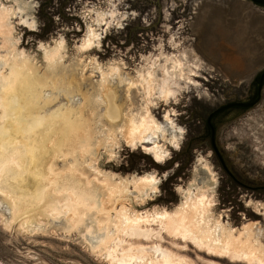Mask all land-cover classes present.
Instances as JSON below:
<instances>
[{"label":"rangeland","instance_id":"1","mask_svg":"<svg viewBox=\"0 0 264 264\" xmlns=\"http://www.w3.org/2000/svg\"><path fill=\"white\" fill-rule=\"evenodd\" d=\"M21 1L29 4L22 16L13 0H0L1 10L16 13L0 28L6 32L0 35V77L9 73L5 60L11 51L17 68L39 84L32 95L43 107L39 119L69 110L100 144L97 157H56L54 171L71 166L101 182L148 175L157 188L144 201L132 195L117 207L119 230L115 221L96 220L94 213L71 219L61 210L67 199L56 196L50 201L59 206L57 216L20 213L12 220V207L0 194V263L252 264L227 249L215 251L195 233L177 232L166 217L180 211L195 180L203 185L198 169L207 164L215 178L203 198L210 216L235 232L260 228L264 247V195L251 197L233 185L203 131L205 108L253 95L264 69V9L246 0ZM107 94L120 108L118 120L106 119ZM262 95L257 106L232 109L215 120L222 157L236 178L253 187L264 185V86ZM126 123L135 130L129 136ZM154 123L165 138L141 140ZM173 135L176 142L169 141ZM154 142L164 147L162 159L149 151ZM98 230L108 236L93 251L90 236Z\"/></svg>","mask_w":264,"mask_h":264},{"label":"bare ground","instance_id":"2","mask_svg":"<svg viewBox=\"0 0 264 264\" xmlns=\"http://www.w3.org/2000/svg\"><path fill=\"white\" fill-rule=\"evenodd\" d=\"M13 2L17 4V13L21 16L29 8V4H24L21 0H13ZM9 14L13 16L16 13L13 10L0 9V28L6 26ZM1 29L0 35L3 34V37L6 32H2ZM90 39L89 37L88 40ZM9 46H11L10 43ZM10 53V57L5 60L9 73L2 74L0 77V194L5 196L8 205L12 207L14 216L11 219L15 220L16 217H20V213L26 215L38 212L46 217L56 215L59 212L56 210L59 206L56 204L57 207H55L50 201L52 196H56L60 200L67 199V203H64L63 208L60 209H67L69 217L77 222L80 221L83 213H94L98 217H95L96 220L104 219L107 224L115 221L117 228L120 227L122 215L121 211L115 213L117 207L123 205V202L130 199L132 195L136 196L138 201H144L145 197L155 192L157 181H154V177L153 179L152 176L147 175L139 179L133 178L130 182L126 180L116 182L110 177H105L101 182L99 179L92 180L78 175L71 166L63 172L54 171L52 166L56 157H64L69 152H79L81 156L97 157L100 144H96V137L94 138L92 133L85 132L79 127L77 120L72 118L69 110L51 113L39 119V113L43 107L37 106L32 99L39 84L30 80L27 72L17 68V58L12 55L11 51ZM57 84L52 83V87L58 86ZM60 84L61 88L63 83L60 82ZM107 95L106 119L118 120L121 115L120 108L116 106L113 94ZM132 125L129 123L128 127L124 128L128 136L135 131ZM148 127L149 134L142 136L141 140H152L153 137L158 136L165 138V131L160 125L154 123ZM140 128H137L135 133L141 131ZM175 140L174 136L169 141ZM149 151L157 159H162L164 147L154 142ZM202 168L203 178H205L203 185L197 187V180H195L194 185L191 186L193 189L190 187L191 189L184 193L185 203L181 205L180 211L173 214L174 216L171 215L173 218L170 215L166 217V221L173 223L177 232L195 233L215 251L227 249L236 255L244 256V259H248L252 264L257 262L264 264V247L258 241L263 236L260 228L248 225L243 232H235L228 224L214 219V214L210 216V205L203 198L214 186L215 178L207 164ZM129 185L133 189V191L131 189L132 193H130ZM113 213H115V220ZM101 223L98 224L99 227L102 226ZM106 228L109 229V226ZM96 232L99 233L94 235L93 232L90 236L93 251L105 245L108 236L107 232L102 234L99 230Z\"/></svg>","mask_w":264,"mask_h":264},{"label":"water","instance_id":"3","mask_svg":"<svg viewBox=\"0 0 264 264\" xmlns=\"http://www.w3.org/2000/svg\"><path fill=\"white\" fill-rule=\"evenodd\" d=\"M249 1L253 4H255L256 6L263 8L264 9V0H246ZM254 85H255V94H254V98L251 101H242V102H230L228 104H225L223 106L217 107L215 109H213L208 117H206V124L212 129V134H211V141L213 146H215L214 143V134L215 131L213 130V128L211 127L210 124V120L211 117H213L216 114H220L222 112H225L227 110H230L232 108H236V109H250L252 107H255L259 104L260 101H262V92H263V86H264V69L262 71H260L258 73V75L255 78L254 81ZM147 154V153H146ZM149 156V155H148ZM198 172L203 175L204 174V170L203 169H198ZM2 264V263H0Z\"/></svg>","mask_w":264,"mask_h":264},{"label":"flooded vegetation","instance_id":"4","mask_svg":"<svg viewBox=\"0 0 264 264\" xmlns=\"http://www.w3.org/2000/svg\"><path fill=\"white\" fill-rule=\"evenodd\" d=\"M136 8L140 9L141 7L138 6ZM253 98H254V94L246 101H251V100H253ZM236 110H244V109H236ZM214 117H215V115L213 117H211L210 124H211V127L213 128V130L215 131V134H216V123H215L216 118H214ZM206 126H208V125L206 124ZM208 128H209V131H210L209 141H210V144H211L212 149L214 151L213 153L215 154L216 158L218 159V161H219L220 165L222 166V168H223L224 172L226 173V175L232 181L233 185L234 186H239L241 191L245 192V194L250 193L251 197L254 196V195H255L254 197H256V195H258V197H261V195H264V185L253 187L251 184L245 183V182L239 180L238 178H236L235 173L232 171V169H230L228 167V165L226 164L224 158L222 157V155L220 153L221 151H220V149L218 148V146L216 144L215 134H214L215 146H213L212 141H211L212 129L209 126H208Z\"/></svg>","mask_w":264,"mask_h":264},{"label":"trees","instance_id":"5","mask_svg":"<svg viewBox=\"0 0 264 264\" xmlns=\"http://www.w3.org/2000/svg\"><path fill=\"white\" fill-rule=\"evenodd\" d=\"M253 86H254V92H253V94H255V85H253ZM232 109H236V108H232ZM232 109H230V110H232ZM230 110H227V111L222 112V113H220V114L218 113L217 115H215L214 118L221 117L222 115H224L225 113H227V112L230 111ZM210 112H211V111L207 110L206 108L204 109V114H205V126H204L203 131H204V132H207V139H209L210 131H209L208 126H206V117H208V115H209ZM204 132H203V133H204Z\"/></svg>","mask_w":264,"mask_h":264}]
</instances>
